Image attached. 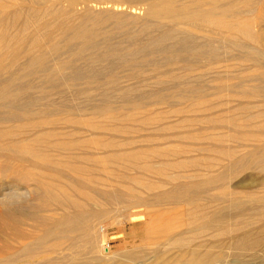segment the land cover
I'll return each instance as SVG.
<instances>
[{
	"label": "rangeland",
	"instance_id": "374dc122",
	"mask_svg": "<svg viewBox=\"0 0 264 264\" xmlns=\"http://www.w3.org/2000/svg\"><path fill=\"white\" fill-rule=\"evenodd\" d=\"M13 1L0 0L2 4L13 5L12 8L0 13V23H4L3 27H0V36L3 35L9 40L13 36H23L20 32L26 19L40 14L41 22H46L51 20L53 15L65 12V7L68 6L62 0L14 1L18 3ZM93 1L82 0L76 4L77 7L75 9L78 12L86 9L87 6L93 5L95 2ZM109 1L111 0L106 2ZM118 1L120 4L126 5V7H132L133 5V7L138 6V9L141 10L147 9L152 2V0ZM44 6L46 7L44 8ZM51 13L52 15H50ZM79 16L67 15L68 18L66 17L63 20L65 24L67 23L66 25L78 28L82 24L81 22L88 20L86 17L81 18ZM81 28H83V25ZM32 30L33 27H28L24 34L28 36L32 33ZM84 30L88 32L90 29ZM183 30V28L179 30V26L170 22L158 23L146 29L127 24L122 27L114 26L113 24L104 25L96 33L95 46L89 48L80 56H71L78 48L77 42H70L64 45L63 39L58 37L55 40V43L59 44L58 49L47 51L42 59L41 66L33 65L28 68H25V64L34 54L32 52L26 53L27 46L20 44L17 48L21 46V50L25 54H21L13 65L10 61H7L6 69L0 71V86L6 84L7 91L12 95L7 101H0V119L10 116L11 110L8 106L15 108L17 112L20 109H25L29 113V119L34 120L30 125H26L27 128L31 126L30 128L34 127L31 130L55 128L63 132L75 131L79 135L65 136V139L78 140L79 136L81 139L88 134L84 133L86 128L66 123L64 121L66 117L62 116L63 113L70 114L71 118L75 119H79V116L80 118H89L90 116L93 117L94 113L104 107L119 109L131 102H138L146 106V111L144 109L140 114L166 115L165 117L168 118V121L163 120L156 123L157 125L143 127L141 131L129 136L110 135L94 131L93 135L105 139L115 138V140L118 139L117 141L127 139V141L135 143L133 145L135 148L145 149L152 145V147L155 146L160 149H173L175 146L189 145V142L182 140L184 139V133L190 130H203L207 126L209 118L240 114L242 111L239 110L237 112V109H235L237 106L248 105L250 107L248 110L253 113L264 111V105H261L260 102L261 99H246L240 96H233L222 98L223 101L226 100L227 104L229 103L226 108L225 106H220L215 109L208 108L207 111L206 108L202 112L203 114L174 113L177 109L183 108V104H186V102L180 100L181 94L192 95L194 98L198 95H205L211 100H217L216 90L225 83H220V78L226 72L225 66L227 70L229 69V72L225 74L229 76L230 82L227 81L228 85H237L249 79L248 75L244 73V69L249 67L248 63L241 64L229 61L206 66L203 55L205 47L204 33L197 35L190 32L186 33ZM165 32H169L166 38H164ZM45 33L46 31H43L41 34L44 35ZM152 41H157L158 44H155L156 46L150 45L149 43ZM186 41L188 42L186 43ZM12 45L13 41L7 42V53H10ZM200 46H202L201 49ZM187 49L192 52L184 53L178 58L167 57L172 52ZM235 57V52H231L226 56L228 60ZM158 98L163 101L157 102ZM150 110L152 111L150 112ZM147 111L149 112L147 113ZM45 115H53L54 119L62 121H59L56 125L41 124L44 120L40 121L37 118ZM193 118H197L199 121L189 125L187 122ZM98 121H102V119ZM9 124L1 123L0 130L12 127L16 129L21 125L18 123ZM12 139L16 140L17 138ZM204 146L209 147L212 144L209 141L198 142L193 146L198 153L193 152L190 155H181L177 159L208 157L207 153L200 151ZM117 150V148L112 149V151ZM242 153L241 151L239 154L241 155ZM93 157L95 158L94 155ZM246 161V156H243L242 163ZM115 171L118 174L112 172L114 175H135L134 172ZM225 172L222 164L215 165L209 170L195 168L190 171L189 169L185 172H180V178L177 181L169 184L165 183L164 186L155 188L157 190H150L151 192H148V189L133 186L136 191L132 188L134 196H131V199L127 196L131 193L125 187L121 188L118 185L121 179L116 177L114 179V176L106 179L108 176L105 174L96 173V178L99 177L100 179L95 178L96 183L91 187V193L80 196L79 199L84 201V203L86 202L89 212L91 211L92 214L94 213L100 217L99 227L104 229V234L101 236L102 239H99V244L102 254L106 255V258L109 257L111 259L108 262L100 263L95 260L99 254L95 253L94 250H89L88 246L85 249L80 243L81 234L76 235L75 233L71 237L75 243L74 246L73 244L71 246V241L69 240L58 241L59 245L55 247L56 241H52L54 237L48 239V245L43 244L42 240L49 229L61 223V219L65 214L72 213L73 209L65 210L58 203L49 201L46 195L34 186L35 177L39 174V171L31 170L27 163L24 164V162L11 161L6 159V157H0V194L16 188L25 189L29 187L33 191L32 201L24 210L9 213L0 212V264H163L167 261H170V264H177L176 260L182 254L181 249L184 246L190 248L209 245L217 247L215 252H218L222 250L221 246H227L237 235L245 232L256 235L257 238L259 236V242L256 247L241 253L231 252L228 258L217 264H264V220L261 217V215L264 216V170L254 166L244 170V172H238L236 176L230 179L229 185L234 184L233 186H237L239 192L247 190L252 193L249 200L246 199L247 197L243 193H236L234 198L223 197V191L219 188L214 190V187L197 192L189 191L188 195L194 197L189 205L178 203L175 200H164L158 203L155 199L159 195L170 191L173 185L178 186L182 182L187 181L189 176L191 177L190 181L199 182L203 178L212 177L211 179H216ZM154 177H149L152 179L149 180L155 181L156 178ZM261 178H263V181H260ZM161 179L159 178L161 182H168L165 178ZM246 180L247 183L244 184L243 182ZM241 181L243 182L240 183ZM111 182L113 184H110ZM97 183H99L98 187L96 186ZM100 183L106 184V186L102 187ZM136 200L140 201L139 204H136ZM141 201L143 202L142 204ZM130 202L132 204L135 202L134 204L136 205L130 204L131 206L129 205L128 207ZM190 211L198 213L202 218L204 216L206 219L219 217L222 220L209 222V229L197 231L196 224L191 225L187 222L185 215ZM181 216H185L184 219H186L181 225L168 226L169 229L174 230V233L167 236L161 234V230L158 227L159 222L163 221L166 224L170 219L176 220ZM152 223L155 225V230L152 233H146L142 230ZM219 226L230 227L232 231L221 235L214 231Z\"/></svg>",
	"mask_w": 264,
	"mask_h": 264
},
{
	"label": "bare ground",
	"instance_id": "6f19581e",
	"mask_svg": "<svg viewBox=\"0 0 264 264\" xmlns=\"http://www.w3.org/2000/svg\"><path fill=\"white\" fill-rule=\"evenodd\" d=\"M62 1L66 2L68 5L65 7L66 10L64 9L65 12H60V14L56 13L57 15H53L51 20L41 22L40 14L36 15V17L26 19L20 32L23 36H13L10 40L6 39L3 35L0 36V71L6 69L7 61H10L13 65L19 56L25 54V52H32L34 54L25 64V68L33 65L41 66L42 59L46 52L58 49L59 44L55 43V40L58 37L63 39L64 45L70 42H77L78 48L71 54V56L78 57L89 48L95 46L94 41L95 36L97 35L96 33L99 28L104 25L113 24L114 26L122 27L127 24L135 27H144L146 29L147 27H151L158 23L170 22L179 26V30L183 28V31L186 33L190 32L197 35L204 33L205 47L203 55L206 66L218 62L227 63L229 61L249 64V67H247L248 65L246 66L247 68L244 67V73L245 75H248V80L238 83L237 85H228L227 81H229V76L225 74L229 72V69L227 70L224 65L226 72H224V76L220 78V83H225L222 87L216 90L217 100H211L205 95H198L194 98L192 95L181 94L180 100L186 102V104H183L184 107L177 109L174 113L196 114L204 112V109L206 108V111L208 108L215 109L220 106H225L226 108L229 103L227 104L225 102L226 100L223 101L222 98L233 96H240L246 99H261V105H264V0H152L148 8L146 7L147 5L145 6L147 8L145 10L138 9V6L133 7V5L132 7H126V5L124 6V4H120L118 0H111L109 2H106L108 0H94L95 2L93 1V5L87 6L86 9H82L79 11L80 13L75 8L77 7L76 4L82 0ZM12 7L13 5L0 3V13ZM45 7L46 6H44V8ZM50 15H52V13ZM67 15H80L79 17H86L88 20L81 22L82 24H80L78 28H74L73 26L66 25L67 23L65 24L64 20ZM3 24L4 23H0V27H3ZM82 25L83 28L80 29ZM28 27H33V30L32 33L27 36L24 33ZM84 29L90 30L85 32ZM43 31H46L44 35L41 34ZM168 33L169 32L164 33V38L168 36ZM11 41H13V45L10 53H7L6 48L8 46L6 45L7 42ZM187 42L188 41H186V43ZM20 44H25L27 46V51H22L21 46L17 48ZM149 44L155 45L158 44V42L152 41ZM201 47L202 46H200V49ZM189 51L188 49L184 51L178 50L170 53L167 57L178 58ZM231 52H235L236 57L228 60L226 56ZM230 70H232V68H230ZM11 96L12 95L7 91L6 84L0 86L1 102L7 101ZM161 101L163 100L158 98L157 102ZM145 107L146 106L142 103L131 102L119 109L104 107L94 113L93 117L80 118L79 116V119L71 118L72 116L70 114L63 113L62 116L66 117L64 119L66 123L82 126V128H86L84 133H88L81 139L79 136L78 140H68L65 139V136L79 135V133L75 131L63 132L62 130L55 128L31 130L34 127H26V125L28 126L31 122H34V120L32 121L29 119V113L25 109H20L17 112L15 108L8 106L11 110L10 116L0 119V122L5 124L11 123V125L18 123L21 125L16 129L12 127L0 130V157H6V159L11 161L24 162V164L27 163L31 170L39 171V174L35 177L34 186L42 191L49 201L58 203L65 210L70 208L73 209L72 213L65 214L61 219V223L56 224L49 229L47 235H45L42 240L44 245H48V239L54 237L52 241H56L57 244H54L55 247L59 245L58 241L62 242L69 240L71 241V246L72 244L74 246L75 243L72 241L71 237H73L75 233L76 235L81 234L80 243L85 249H87L88 246L89 250H94L95 253L99 254L95 258L96 262L103 263L108 262L109 259H111L107 257V260L105 257L106 255L104 256L102 254L99 244V239H102L101 236L104 234V229L99 227L100 217L94 213L92 214L91 211L89 212L87 210L86 202L84 203V201L79 199L80 196H85L91 193V187L96 183V173L105 174L108 176L106 179H109L110 176H114V179L115 177L121 179L120 183L118 181L116 182L119 183L118 185L121 188L125 187V189L131 193L127 195L131 199V196H134L132 194L133 189L135 190L133 186L141 187L146 190L148 189L149 192L152 189L164 186L165 183L169 184L177 181L180 178V172H185L189 169L191 171L195 168L209 170L215 165L222 164V167L225 168L226 172L218 178H203L202 181L193 182L189 180L191 178L189 176L187 181L182 182L178 186L172 184L173 186L170 191L163 195H157L158 197L155 198L156 201L159 203L164 200H175L178 203L189 205L190 202H192V198H194L188 195L189 191L197 192L213 187L214 190L215 188L221 189V191H223V197L229 196V198H234L236 193H243L245 197H247L246 199L249 200L252 193L247 190L239 192L237 186H233L234 184L231 186L229 185V181L232 177L236 176L238 172H244V170H248L254 166L264 170V111L253 113L248 110V108H250L248 105L237 106L235 109H237V112L239 110L242 111L240 114L209 118L210 120L203 130L191 131L189 129L190 131L184 133V139L182 140L189 142V145H179L173 147V149H160L155 146L152 147V145L145 149L135 148L133 146L135 143L133 141H127V139H124V141H117L118 139L115 140V138L105 139L93 135L94 131L108 133L110 135L129 136L141 131V128L143 127L157 125L156 123L168 119L165 117L166 115L163 116L161 114H140L144 109L146 111ZM151 111L152 110H150V112ZM148 112L149 111H147V113ZM97 118L102 119V121H98L99 119L96 120ZM37 119H40V121L44 120L41 124L49 123V125H56L59 121H62L60 119L57 121L53 118V115H45ZM198 121L197 118H193L187 123L192 125ZM12 138L17 139L14 140ZM202 141H209L212 144V146H204V148L200 149V151L205 154L207 153L209 155L208 157L200 156V158L192 157L185 160L177 159V157L181 155H190L193 152L198 153L197 149L193 148V146ZM113 148H117L118 150L112 151ZM241 151L243 152V155L239 154ZM92 152L94 153L92 154ZM243 156H246L247 158L245 163H242ZM214 163L215 165H213ZM115 170H123L126 173L134 172L135 175H114L112 172L118 174ZM151 176H155L154 178H156V180L151 181L152 179L149 178ZM97 178L100 179L99 177ZM159 178H165L168 182H161ZM262 179L263 178H261L260 181ZM242 182L243 181L240 183ZM243 183H247V180ZM98 184L99 183L96 185L97 187ZM110 184L113 183L111 182ZM100 186L104 187L106 184L100 183ZM139 202L137 201L136 204H139ZM134 203H128V207L130 204L136 205ZM142 203L143 202L141 201V204ZM185 216L188 224L197 225V231L203 229L207 230L210 228V223L222 220L219 217L206 219L204 216L202 218L194 211H190ZM185 216H181L176 220L170 219L171 221L169 220L166 224L163 221L159 222L158 227L161 230V234L167 236L174 233V230L169 229L168 226L174 227L176 225H181L183 221L186 220L184 219ZM261 217L264 220V216L261 215ZM154 226L155 225L152 223L142 230L146 233H152L155 230ZM214 231L223 235L231 233L232 229L230 227L219 226L218 229ZM258 242L259 236L257 238L256 235L245 232L237 235L227 246H221L222 250L218 252H215L217 247H211L209 245L190 248L184 246L181 249L182 254L177 258L176 263L217 264L228 258L231 252L241 253L253 249ZM54 245H52V247H54ZM163 264H170V261L164 262Z\"/></svg>",
	"mask_w": 264,
	"mask_h": 264
},
{
	"label": "clouds",
	"instance_id": "9594fccd",
	"mask_svg": "<svg viewBox=\"0 0 264 264\" xmlns=\"http://www.w3.org/2000/svg\"><path fill=\"white\" fill-rule=\"evenodd\" d=\"M32 198L33 191L29 187L25 189L16 188L0 194V212L22 211L31 203Z\"/></svg>",
	"mask_w": 264,
	"mask_h": 264
}]
</instances>
